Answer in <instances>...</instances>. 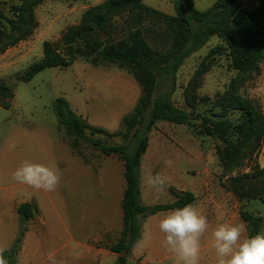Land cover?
<instances>
[{"label":"rangeland","instance_id":"1","mask_svg":"<svg viewBox=\"0 0 264 264\" xmlns=\"http://www.w3.org/2000/svg\"><path fill=\"white\" fill-rule=\"evenodd\" d=\"M20 0H0V10L7 13L9 7ZM104 0H45L35 9L37 26L34 33L0 54V80L13 92L9 107H0V228L19 227L17 213H3L9 206L10 195L22 201L35 200L42 214L53 207L60 209L66 222H73L80 207L94 211L88 218H110L119 208V197L125 184L124 166L116 156H105L84 142H80L82 157L75 155L68 136L61 128L54 109L59 97L67 100L70 108L85 121L104 127L110 133L121 129L123 116L132 111L141 90L131 74L115 64L94 65L78 58L67 68H46L28 81L22 79L28 67L43 57V43H57L61 34L80 22L83 12ZM216 0H192L199 10L210 8ZM148 6L173 15L172 0H142ZM261 0H239L240 8L253 9ZM147 39L156 46L164 42L157 28ZM157 39V40H155ZM221 43L212 37L203 47L186 58L175 79L162 80L158 94H170L173 103L192 113L188 125L158 121L149 132V145L142 156L140 187L145 193L153 190L149 205L174 201L170 192L173 187L192 191V204L213 224L201 238L198 264H218L213 247L212 231L221 223L247 224L241 219L243 209L264 216V205L258 199L240 202L235 197L230 179L239 174L252 172L255 165L264 168V142L252 160L245 159L240 166L225 170L220 164L216 147L231 149L241 138L242 119L238 111L217 106L216 98L228 86L236 71L228 56L223 53L208 61L207 72L197 90L199 103L194 110L186 104L185 91L188 83L208 51ZM241 93L253 100L264 114V62L244 84ZM228 120L229 126L216 131L218 121ZM107 144H128L122 135L95 134ZM9 143H15L9 149ZM172 161L171 166L165 162ZM24 161L55 164L61 179L55 191L46 192L16 182L12 173ZM161 176L166 180L163 190L158 191L148 183L149 176ZM165 212L153 218L149 216L142 226V234L130 255V264L136 259H165L151 264H183L163 245L164 234L159 221ZM46 217V216H45ZM112 217V216H111ZM155 229V231H154Z\"/></svg>","mask_w":264,"mask_h":264},{"label":"trees","instance_id":"2","mask_svg":"<svg viewBox=\"0 0 264 264\" xmlns=\"http://www.w3.org/2000/svg\"><path fill=\"white\" fill-rule=\"evenodd\" d=\"M45 0H20L0 10V54L30 37L37 26L36 7ZM175 13L166 14L142 0H104L87 8L78 24L68 27L57 43H43V57L33 62L22 79L28 81L46 68H67L78 58L100 65L115 64L125 69L138 83L141 93L130 113L123 116L121 129L110 133L77 115L67 100L59 97L54 109L61 128L68 136L72 152L82 157L80 142L105 156H118L124 166L126 186L122 198V229L116 242L109 246L119 255L114 264H130L132 250L142 234L145 219L160 211L193 204L195 194L173 187L174 201L156 205L141 202L140 166L149 145V132L158 121L188 125L191 111L176 106L170 94H158L162 80L175 79L184 60L203 47L212 37L221 43L204 56L185 91L188 108L194 110L200 99L197 93L208 61L225 53L236 71L225 90L216 98L217 106L238 111L242 119L241 138L231 149L216 147L225 170L252 160L264 142V114L259 106L241 93L244 84L264 62V0L253 9L240 8L239 0H216L206 9H197L192 0H172ZM157 28L164 42L154 46L147 34ZM157 40V39H155ZM13 98L10 87L0 80V107L8 108ZM229 126L228 120L216 122L214 129ZM95 134L122 135L128 144H107ZM238 201L258 199L264 205V168L255 165L252 172L230 179ZM19 227L11 247L4 251L8 264H18L27 223L38 213L35 200L20 203L16 208ZM241 219L247 224L248 236L264 234V216L243 209Z\"/></svg>","mask_w":264,"mask_h":264},{"label":"crops","instance_id":"3","mask_svg":"<svg viewBox=\"0 0 264 264\" xmlns=\"http://www.w3.org/2000/svg\"><path fill=\"white\" fill-rule=\"evenodd\" d=\"M126 181L119 197V208L110 218L92 220L88 217L95 215L94 211L80 207L77 209L73 222H66L61 210L53 207L42 214L38 213L28 221L27 230L23 237L21 249L17 255L18 264H114L119 257L109 248L118 239L122 229V198ZM141 182V202L149 205L148 198L154 193L150 189L145 193ZM10 195L3 213L11 215L17 206L25 201ZM167 211H160L153 218ZM18 216V215H17ZM46 216V217H45ZM18 222V217H17ZM213 224H209L208 230ZM207 230V231H208ZM155 231V229H154ZM206 231V232H207ZM18 232L14 226L0 228V248L7 250L13 244ZM165 259H136V264L162 263ZM202 264H216L205 262Z\"/></svg>","mask_w":264,"mask_h":264},{"label":"clouds","instance_id":"4","mask_svg":"<svg viewBox=\"0 0 264 264\" xmlns=\"http://www.w3.org/2000/svg\"><path fill=\"white\" fill-rule=\"evenodd\" d=\"M9 149L16 147L9 143ZM171 166L172 161L165 162ZM12 178L35 190L55 191L61 179V172L55 165L24 161L12 173ZM148 183L158 191L163 190L166 180L149 176ZM159 230L164 234L163 245L176 255L183 264H198L201 238L209 228L208 218L191 204L169 211L160 221ZM213 247L218 264H264V234L246 235L243 223L231 225L221 223L212 231ZM0 248V264H8Z\"/></svg>","mask_w":264,"mask_h":264}]
</instances>
